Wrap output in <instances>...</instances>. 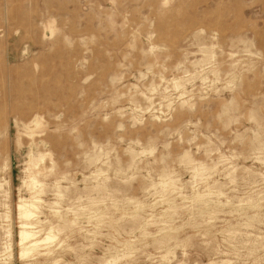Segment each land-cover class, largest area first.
<instances>
[{"label":"rangeland","instance_id":"374dc122","mask_svg":"<svg viewBox=\"0 0 264 264\" xmlns=\"http://www.w3.org/2000/svg\"><path fill=\"white\" fill-rule=\"evenodd\" d=\"M32 177L56 237L21 258ZM28 261L264 264V0H0V264Z\"/></svg>","mask_w":264,"mask_h":264},{"label":"bare ground","instance_id":"6f19581e","mask_svg":"<svg viewBox=\"0 0 264 264\" xmlns=\"http://www.w3.org/2000/svg\"><path fill=\"white\" fill-rule=\"evenodd\" d=\"M37 124L38 122L34 123V125H37ZM37 183L38 181L34 177L29 179L27 186L31 190L32 195L30 196V199L28 200L20 199L19 203L17 204L18 218H19L18 244L20 246V257L21 258H28L36 254H40L42 250L41 247L43 246H44L43 249L45 250V252L42 254H50L53 252L52 248L49 245L55 240V237H56L54 226L49 225L48 227L37 229L39 224L43 223V221L40 219V216H39L41 213L39 209L40 207L39 204L41 202V199L39 196L42 190H38L35 188ZM58 193L59 195H61L60 190H58ZM54 212L55 214L59 213L58 209L55 210ZM58 217L62 218L61 215ZM41 231H44V236L39 235ZM6 232L9 233V230L6 229ZM115 261L116 260L114 259V262ZM24 264H35V263L28 261V262H25Z\"/></svg>","mask_w":264,"mask_h":264}]
</instances>
